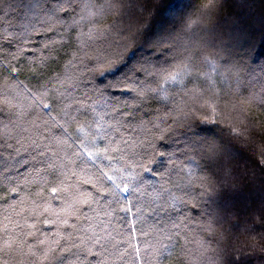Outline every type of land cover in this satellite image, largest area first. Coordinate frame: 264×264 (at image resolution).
<instances>
[{
    "label": "snow or ice",
    "instance_id": "obj_1",
    "mask_svg": "<svg viewBox=\"0 0 264 264\" xmlns=\"http://www.w3.org/2000/svg\"><path fill=\"white\" fill-rule=\"evenodd\" d=\"M139 3L146 9L150 0ZM218 3L208 0L204 16ZM129 5L140 11L138 0H0V182L40 177L27 214L21 200L0 221V264H240L201 240L205 233L212 239L211 223L190 215L214 216L221 178L208 172L225 150L202 147L183 114H157L151 128L144 117L154 114L145 111L149 101L171 108L175 94L207 101L244 96L264 108L258 45L251 38L235 46L213 42L211 48L228 51L222 58L206 37L190 35L189 23L187 40L169 35L166 44L159 41L148 50L160 47L154 57L125 73L133 86L110 91L111 84L94 83L92 65L109 62L115 38L94 25L118 10L125 19ZM68 48L74 53L65 70L49 73L54 54ZM124 68L127 63L119 71ZM25 69L31 87L19 79ZM258 166L264 171V160ZM83 185L93 191H81ZM44 214L49 232L57 229L55 247L28 223Z\"/></svg>",
    "mask_w": 264,
    "mask_h": 264
},
{
    "label": "trees",
    "instance_id": "obj_2",
    "mask_svg": "<svg viewBox=\"0 0 264 264\" xmlns=\"http://www.w3.org/2000/svg\"><path fill=\"white\" fill-rule=\"evenodd\" d=\"M239 1L242 4L241 10L237 7V1H227L229 4H226V8L233 16V19H231L230 23L227 25V31L222 26L223 18L220 12L214 11L213 14L204 18L196 16L198 13L204 15L202 9L208 3V0H199V2L198 0H193L192 6H189V4L185 6L190 10L188 11L191 12V20L190 22H186V17H182L180 19L181 23L178 22L177 25L181 27L182 24L186 23L185 28H183V30H185L187 24L190 23L192 30L190 35L206 37L208 46H211V44L216 41L217 45H220L222 42L226 44L231 42L235 46L237 42L243 44L246 39L251 38L253 42L258 45L255 50L256 60H263L264 3H261L260 0ZM160 2L162 3V7H170L171 9H169V11H171V13L174 12L176 8L182 6L181 0H160ZM138 6L140 9L139 12H137L135 8H132V5H129L131 10L125 19L121 18V12L118 10L105 14L102 19L94 25L98 30H110L115 38L109 41V45L113 47V55L110 57L109 62L104 63V65L108 67V69L110 67L117 68V71L114 74H107L103 76V78L119 74L121 72L119 71V67H123V63L128 64V69L125 70L124 68V72H128L130 68H136L130 63V60L139 50L138 46L141 45V41L139 39L136 42L132 40L131 31H129L131 25L130 19L133 18V15L135 17L136 13H138L137 16L147 14L149 8L148 6L145 9V5L139 3V0ZM116 7L120 9L122 6L116 5ZM172 17H174V15H172ZM153 19L154 22L152 25ZM199 19L201 22L196 23ZM138 22H140V19ZM170 23H175V21L171 18L164 17L160 11V13L155 15L152 19L151 17L145 18L140 25V29H142L144 34L145 32L148 33V36L154 32L158 33L159 36L163 33L162 36L167 39L174 31L173 28L169 30L170 27H172ZM178 37L184 38L185 40L188 39V37L183 36L182 33L178 34ZM143 39L144 38H142V40ZM155 42H153L154 45L156 44ZM217 49L221 52L222 58H227L229 54L227 51H222L221 48ZM73 53L74 49L68 48L54 54L56 63L49 62L47 71L49 73L63 72L65 70L64 65L72 59ZM120 53H124V55L120 59H117ZM205 54L207 55L208 53ZM29 71V69L22 71L19 79L31 87L29 80L32 79V77L28 75ZM103 73L107 72L104 71ZM134 75L135 74H133V76ZM139 79L141 82L146 81V79L141 76ZM154 86L155 85H153V87ZM100 87L105 88L102 85H100ZM217 91H220L219 85H217ZM170 95L173 94L170 93ZM175 95L177 98L172 102V107L169 108L171 112L169 113H172L173 116L177 118H182V114L187 116L185 123L193 125L192 132L195 133L193 137L194 140L199 138L197 134L204 131L215 132L216 130H221L226 134L225 141L223 140L221 144L217 145L225 150L222 154V158L218 160L215 159V161L220 164L221 174L217 175L216 171L213 169L208 172V174L214 173L221 178L220 183L216 185L217 190L214 194L216 199V204L214 205L215 214L212 217L224 218L243 213L244 215L249 214V218H252V220L258 221L262 218L264 219V171L258 166V162L264 160V108L246 103L244 96L239 97V99L230 97L227 99L221 98L216 101H207L199 100L193 96L185 98L182 94ZM241 104H243V107H241ZM159 105L160 104L157 102L149 101L145 110H154ZM221 105L223 107H221ZM175 109H179V111H174ZM149 120L152 119L144 120V124L147 128H151V124L148 123ZM259 126L261 128H259ZM156 135H161V133H156ZM248 148L253 152H257V157H255L248 166H241L238 164V160L245 158ZM245 159H248V157L246 156ZM48 178L49 180L52 179V177ZM39 182L40 181L29 183V185L26 186L17 185V192L11 191L13 185L8 180L0 182V221H3L6 215L13 214V208L10 206L16 205L14 204V195L18 198L17 204L21 200L24 201L22 207L25 210V214H27V210L31 207V200L35 199L33 189L36 183ZM97 187H100V185L97 184ZM106 189L107 184L101 188V193L106 191ZM81 191H93V189L90 185H83ZM149 191L151 190L149 189ZM196 196L197 193L192 194V197ZM50 207L58 210L60 205L53 201ZM16 211H20V208H17ZM39 211L41 210H38V212ZM190 215L194 216L195 219H199L200 224L207 225L211 223V229L209 231H211L212 239L208 240L207 233L201 236L200 239L222 250L225 253V257H222V259L231 255L233 259L239 260L240 264H264V258H262L264 257V227L259 224H253L248 221L250 219L246 218L245 224H243V222L241 224L240 221L234 220L229 222L224 228L217 230L214 227L215 225H213V219L211 220L209 217L205 219L203 215L195 211H192ZM48 219V215L44 214L39 216L38 219L30 218L28 223L36 224L37 229L47 234L48 243L52 244V241L57 239L55 235L57 229L52 227L51 232H49V225L44 223V221ZM164 221L165 224H167L166 217ZM149 225H151V221H149ZM0 227H2V224H0ZM61 234L63 235V233ZM29 242H31V238H29ZM52 246L55 247V244H52ZM168 264H172V261H169Z\"/></svg>",
    "mask_w": 264,
    "mask_h": 264
},
{
    "label": "rangeland",
    "instance_id": "obj_3",
    "mask_svg": "<svg viewBox=\"0 0 264 264\" xmlns=\"http://www.w3.org/2000/svg\"><path fill=\"white\" fill-rule=\"evenodd\" d=\"M227 1H229V0H220V3L217 4V8L215 10L216 12L221 13L222 18H223V25L222 26L224 29H226V31H227V25L230 23L231 19H233L232 14L226 8V4L227 3L229 4V2H227ZM233 1H235V2L237 1V7L241 10V7H242L241 2L239 0H233ZM181 3H182L181 4L182 6L180 8H176L174 10V12L171 13V11H169V9H171V8L166 7V6L162 7V3L160 2V0H150V4L148 5L149 8L147 10V14L137 16L138 13H136V16L134 17V15H133V18L130 19L131 25H130L129 31H131V37L133 38L132 40L136 42L139 39L141 41V45L142 44L144 45V46L139 47V50L137 51V53H135L134 57L130 60V63H132L133 66L136 67V69H139L141 66H143V62L145 60L151 59L160 51V47H157V53H151L149 55L148 50L150 48L157 46V43L161 40H164L165 44L168 42V38L165 39L162 36L163 33L160 36L156 32L151 33L149 36H148V33H146V32L144 34L142 29H140L141 23L144 21L145 18H148V17H151V19L154 18V16L159 14L161 11V14L164 15V17L171 18V19H173V21H175V23H170V26L172 25V27H170L169 30H171L173 28L174 31L172 32L171 35L174 37H178V34H180V33L183 34V31H184L183 28H185L186 23L182 24L181 27H178L177 24H178V22H180V19L182 17L183 18L186 17V19H187L186 22H188V21L190 22L191 12H189L190 10L187 9V7H185V6H187L188 4H189V6H192L193 0H181ZM170 15H171V17H170ZM172 15H174V17H172ZM194 15H195V13H194ZM192 16H193V14H192ZM196 16L200 17V18L205 17L204 15H202V13H198ZM139 19H140L141 23L138 22ZM126 22H127V20H126ZM153 22H154V19L152 20V25H153ZM199 22H201L200 19L196 23H199ZM155 26H156V24H155ZM162 30H163V28H162ZM142 38H144V39L142 40ZM183 40H185V39L183 38ZM153 42H155L156 44L154 45ZM208 47H209L210 51H215V50L218 51L217 48L216 49L211 48V46H208ZM123 55H124V53H120L117 56V59L118 58L120 59ZM117 59H115V60H117ZM258 62H264V58H263V60L259 59ZM92 67L96 69V71L94 73V83L98 84L99 86L102 85L103 87H106L107 84H111L113 87H112V89H110V91H113L116 88H124V87L133 86L132 80L124 81V75H125V73H127L126 71L125 72L121 71L119 74H116L113 76H106L103 78V77H101L100 74L103 73L104 71L107 72L108 67H106L104 65V63H97L95 65H92ZM126 69H128V68H125V70ZM141 77H144V76H141ZM102 79L105 81V83L101 82ZM133 103L135 104L136 101H133ZM145 111L147 112L149 110L147 109ZM151 111H153L154 114L152 116L144 117V120L145 119H154V118H156L157 114L167 115L169 112H171V111H169V108L166 109L162 104H160L156 109L151 110ZM259 128H261V127L259 126ZM197 136H199V138L195 139V141L202 142L201 146L205 147V148L208 147V145H216L217 146V145L222 143L221 141H223V140L225 141V139H226V134L224 133V131H221V130H216L215 132L204 131L202 133L197 134ZM158 150L159 151H168V149H165V148H158ZM256 153L257 152H253L251 149L248 148L247 152H246V156L248 157L250 162L248 161V159H245L246 158V156H245L244 159L238 160V162H239L238 164L241 166H248L249 163H251L254 160V158L257 157ZM197 160H200V157H197ZM212 162L214 164V167L212 169L216 171L217 175H220L221 174L220 173V169H221L220 164L217 163V161H215V159H213ZM24 176H27V174H24ZM16 179H17V184H12L13 188H15L17 185L18 186L19 185L20 186H26V185H29V183H34V182L40 181V177L37 175L27 177V179H24L23 177H16ZM192 198H193V202H195V197H192ZM17 200H18L17 196L14 195V204H17ZM209 218H211V220L213 219L212 220L214 223L213 225H215L214 227L217 230L224 228L226 225H228L229 222L234 221V220L240 221L241 224H242V222H243V224H245L246 218L250 219L248 221H250L251 223L257 224V225L259 224L260 226L264 227V219L263 218L261 220H258V221L252 220V218H249V214L244 215L243 213L242 214L238 213L235 216H227L224 218L223 217H220V218L209 217ZM196 220L198 222L200 221L199 219H196Z\"/></svg>",
    "mask_w": 264,
    "mask_h": 264
}]
</instances>
